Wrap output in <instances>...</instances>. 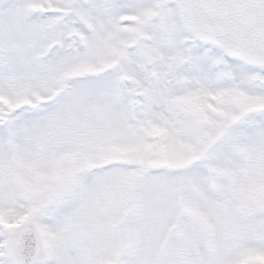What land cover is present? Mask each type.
Returning a JSON list of instances; mask_svg holds the SVG:
<instances>
[{"label": "snow or ice", "instance_id": "snow-or-ice-1", "mask_svg": "<svg viewBox=\"0 0 264 264\" xmlns=\"http://www.w3.org/2000/svg\"><path fill=\"white\" fill-rule=\"evenodd\" d=\"M0 264H264V0H0Z\"/></svg>", "mask_w": 264, "mask_h": 264}]
</instances>
